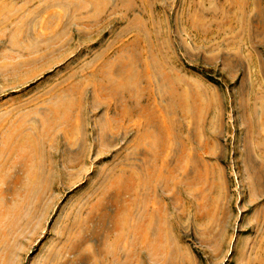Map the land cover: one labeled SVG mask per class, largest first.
Returning <instances> with one entry per match:
<instances>
[{
  "label": "rangeland",
  "instance_id": "374dc122",
  "mask_svg": "<svg viewBox=\"0 0 264 264\" xmlns=\"http://www.w3.org/2000/svg\"><path fill=\"white\" fill-rule=\"evenodd\" d=\"M0 264H264V0H0Z\"/></svg>",
  "mask_w": 264,
  "mask_h": 264
},
{
  "label": "crops",
  "instance_id": "0c3cea01",
  "mask_svg": "<svg viewBox=\"0 0 264 264\" xmlns=\"http://www.w3.org/2000/svg\"><path fill=\"white\" fill-rule=\"evenodd\" d=\"M52 99H53V96H52ZM52 102H67V101L58 94V95H56V99L52 100ZM98 102H100V101H98ZM113 102H115V100ZM128 102H131V100Z\"/></svg>",
  "mask_w": 264,
  "mask_h": 264
}]
</instances>
